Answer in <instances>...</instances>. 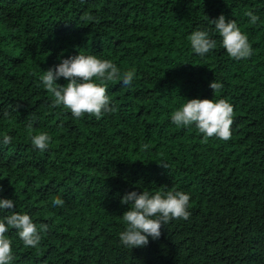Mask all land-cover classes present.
Here are the masks:
<instances>
[{"label": "trees", "instance_id": "16d2710c", "mask_svg": "<svg viewBox=\"0 0 264 264\" xmlns=\"http://www.w3.org/2000/svg\"><path fill=\"white\" fill-rule=\"evenodd\" d=\"M221 14L251 57L227 54L209 21ZM198 29L217 41L203 57L189 40ZM78 53L111 60L121 77L135 69L129 86L106 82L114 110L100 119L74 118L42 83ZM193 98L233 105L230 140L205 143L194 124L171 122ZM41 132L51 137L43 152L31 143ZM0 188L13 211L48 225L36 248L9 229L11 264H264V0H0ZM172 189L190 194V218L125 248L121 197Z\"/></svg>", "mask_w": 264, "mask_h": 264}, {"label": "clouds", "instance_id": "9594fccd", "mask_svg": "<svg viewBox=\"0 0 264 264\" xmlns=\"http://www.w3.org/2000/svg\"><path fill=\"white\" fill-rule=\"evenodd\" d=\"M250 22L255 24L259 16L252 11L245 13ZM222 40V46L227 54L236 60L247 59L252 56L253 49L246 34L238 27L235 20L226 19L221 14L213 20H209ZM190 45L193 52L204 56L216 48L217 41L212 38L207 30H195L191 33ZM135 69L127 70L121 77L119 68L108 59H100L95 54H77L62 59L43 72L41 77L44 87L54 97V105H63L74 118H82L85 114L100 119L105 113H111L110 98L107 95V81L121 80L123 86H129L133 82ZM64 78L66 83H56ZM99 81V82H97ZM209 87L213 92H219L223 84L211 81ZM234 107L226 99H186V103L174 111L171 122L178 127H189L193 124L204 134L203 142L208 138L217 137L228 141L232 136L234 123ZM12 137L5 135L2 143L10 144ZM51 137L46 132H41L31 137L32 145L41 152L48 149ZM167 167L166 164H160ZM2 191V188H0ZM189 193L179 190L150 191L137 193L131 191L121 197V204L131 205L124 211L122 217L127 227L119 235V240L125 248H142L149 243V237L153 240L161 236V228L173 219L188 220ZM64 201L57 197L53 206H63ZM15 203L11 199L0 198V210L9 211V215L0 219V264H11L14 259L12 241L7 236L9 229H15L19 238L27 247L36 248L41 241V233L48 230L47 224L37 226L27 213L13 211Z\"/></svg>", "mask_w": 264, "mask_h": 264}]
</instances>
